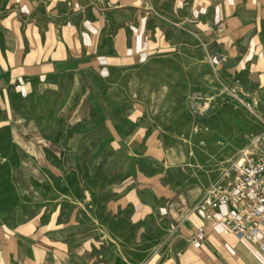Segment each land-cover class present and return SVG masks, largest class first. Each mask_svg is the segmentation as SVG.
Returning a JSON list of instances; mask_svg holds the SVG:
<instances>
[{"label": "crops", "instance_id": "crops-1", "mask_svg": "<svg viewBox=\"0 0 264 264\" xmlns=\"http://www.w3.org/2000/svg\"><path fill=\"white\" fill-rule=\"evenodd\" d=\"M210 83L264 119V0H0V264H264L190 212L174 150L211 145L175 118Z\"/></svg>", "mask_w": 264, "mask_h": 264}, {"label": "rangeland", "instance_id": "rangeland-1", "mask_svg": "<svg viewBox=\"0 0 264 264\" xmlns=\"http://www.w3.org/2000/svg\"><path fill=\"white\" fill-rule=\"evenodd\" d=\"M220 88L213 83L201 87L195 85L177 106L179 111L185 109L187 115L181 111L175 118L176 127H187L185 134H177L179 140L185 138L192 142L195 135H200L201 141L211 145L207 148L174 150L177 155L183 152L186 157L195 159L194 162L200 160L201 163L194 166L208 172L209 185L218 181L222 183V179L227 178L224 173L229 161L254 135L263 130V118L257 117L231 91Z\"/></svg>", "mask_w": 264, "mask_h": 264}, {"label": "built area", "instance_id": "built-area-1", "mask_svg": "<svg viewBox=\"0 0 264 264\" xmlns=\"http://www.w3.org/2000/svg\"><path fill=\"white\" fill-rule=\"evenodd\" d=\"M226 60L223 52H211L207 62L212 69ZM226 179L204 189L190 212L204 219L213 217L218 206H229L223 218L226 230L238 239L251 243L264 260V122L263 130L254 135L232 158L225 169ZM203 227H196L188 242L198 243L205 237Z\"/></svg>", "mask_w": 264, "mask_h": 264}]
</instances>
